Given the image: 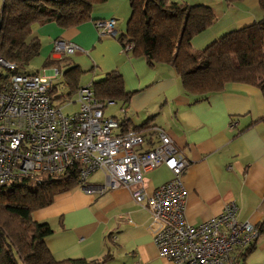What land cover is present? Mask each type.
Returning <instances> with one entry per match:
<instances>
[{
    "label": "crops",
    "instance_id": "crops-1",
    "mask_svg": "<svg viewBox=\"0 0 264 264\" xmlns=\"http://www.w3.org/2000/svg\"><path fill=\"white\" fill-rule=\"evenodd\" d=\"M170 1L204 4L215 15L210 26L191 38L190 48L194 52L263 14L258 0L232 4L225 0ZM129 15L128 0H104L94 3L90 18L78 24L60 27L54 21L35 23L31 35L40 40L36 55L44 62L60 60L64 55L53 52L54 40L74 42L79 48L68 54L61 65H77L81 69L79 87L103 78L110 70L121 74L124 90L130 96L126 103L121 100L106 103L102 112L122 121L124 129L135 130L144 123L149 127L142 132L159 127L182 150L189 161L181 176L188 223L198 224L216 216L233 201L239 220L258 225L264 216V123L258 121L264 114L261 91L250 84L228 82L221 91L196 100L183 91L171 66L162 63L150 66L143 57L125 51L118 39L98 37L96 19L115 18L119 35ZM52 68L44 66L42 74L51 76ZM33 72L40 73L39 70L26 73ZM60 78L58 72L51 76L50 82L58 84L59 93H65ZM72 97L73 100L59 105L61 111L70 103L76 105L73 111L78 109L77 92ZM108 107L112 108L109 113L105 112ZM119 130V126L114 129ZM170 178L171 172L164 165L145 171L144 191L151 193ZM89 181L94 183L93 178ZM32 218L51 227L44 242L57 260L82 257L104 259L98 264H173L158 254L148 228V211L123 186L102 193H86L75 186L56 195L47 206L34 210ZM242 252L238 264H264V233L254 239L249 250Z\"/></svg>",
    "mask_w": 264,
    "mask_h": 264
},
{
    "label": "built area",
    "instance_id": "built-area-1",
    "mask_svg": "<svg viewBox=\"0 0 264 264\" xmlns=\"http://www.w3.org/2000/svg\"><path fill=\"white\" fill-rule=\"evenodd\" d=\"M94 27L99 38L118 36L113 17L96 19ZM122 47L129 51L132 43L124 41ZM52 48L63 56L79 47L58 38ZM2 69L6 77L0 87V185L40 172L59 173L79 163L78 186L86 193L118 186L130 190L132 199L148 211L159 256L173 264H233L237 252L256 238L255 225L237 218L233 201L198 224L186 221L181 176L189 161L161 128L153 129L151 144L142 132H115L118 121L103 114V103L92 95L90 82L77 90L78 109L64 114L48 95L51 76L58 73L55 67L51 76L16 72L15 63L0 56ZM162 165L171 178L146 193L143 173ZM96 171L103 181L91 183L89 176Z\"/></svg>",
    "mask_w": 264,
    "mask_h": 264
},
{
    "label": "trees",
    "instance_id": "trees-1",
    "mask_svg": "<svg viewBox=\"0 0 264 264\" xmlns=\"http://www.w3.org/2000/svg\"><path fill=\"white\" fill-rule=\"evenodd\" d=\"M102 1L3 0L0 56L15 63L16 72H24L40 49L39 38L31 35L33 24L46 21H54L60 27L78 24L90 18L94 3ZM225 1L232 4L241 0ZM128 2L130 15L125 30L117 37L119 42H131L129 51L134 56L143 57L150 66L157 63L171 66L186 94L195 96L196 100L203 99L210 93L221 91L228 82H241L258 87L264 98V0H258L263 12L261 18L225 32L199 52L191 50L190 40L214 22L215 15L209 6L170 0ZM67 58L64 55L60 60L43 63V66L58 70L66 89L65 93H59L58 84L50 85L48 95L55 106L71 99L79 88L82 71L77 65L65 67L64 64L63 69L62 61ZM5 74L0 71V87ZM90 89L103 106L114 100L126 103L130 96L116 70L92 81ZM258 121L264 123V114ZM121 125L124 123L118 121L119 133L126 132L128 129ZM148 127L144 123L134 129L142 132ZM142 134L146 144H151L155 131ZM79 170V163H74L59 173L40 172L35 177L0 185V264H98L104 260L55 259L44 242V237L52 231L51 227L32 218L34 210L47 206L56 195L78 186ZM255 227L257 236L264 233V216ZM252 242L244 248L245 251ZM243 253L242 250L237 252L233 264H238Z\"/></svg>",
    "mask_w": 264,
    "mask_h": 264
},
{
    "label": "rangeland",
    "instance_id": "rangeland-1",
    "mask_svg": "<svg viewBox=\"0 0 264 264\" xmlns=\"http://www.w3.org/2000/svg\"><path fill=\"white\" fill-rule=\"evenodd\" d=\"M125 26H126V23H125V25L123 26V28L121 29V32H123L124 30H125ZM118 37V36H117ZM115 38V39H118V38ZM114 39V38H113ZM203 48V47H202ZM201 48V49H202ZM201 49H199V51L201 50ZM199 51H197V52H199ZM44 59L40 56V55H35L32 59H31V61H30V63L27 65V67L24 69V71L25 72H32L33 70H39V72L40 73H37V74H41V75H43L42 73H43V71H44V69H42L44 66ZM2 72H5L6 70L5 69H2L1 70ZM83 74H85V73H83ZM82 74V75H83ZM58 80H61V78L60 79H58ZM57 80V81H58ZM72 100L74 99V97H72L71 98ZM117 106V104H114L113 105V107H115L114 109H117L118 107H116ZM76 108V105H74V104H72V103H70V104H67V105H65V106H63V109H62V111H63V113H67V112H70V111H73L74 109ZM113 109V110H114ZM110 110H112V108L111 107H108L107 109H106V111L105 112H107V113H109L110 112ZM113 112H115L116 113V110L115 111H113ZM112 112V113H113ZM94 179V181L93 182H102L103 181V179H102V173L101 172H95V174L93 173V174H91L90 176H89V179Z\"/></svg>",
    "mask_w": 264,
    "mask_h": 264
}]
</instances>
